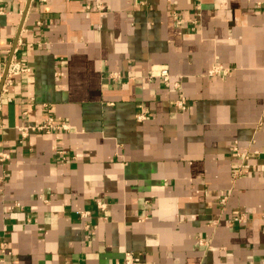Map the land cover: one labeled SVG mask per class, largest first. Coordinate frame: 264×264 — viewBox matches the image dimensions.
I'll use <instances>...</instances> for the list:
<instances>
[{
	"label": "crops",
	"instance_id": "obj_1",
	"mask_svg": "<svg viewBox=\"0 0 264 264\" xmlns=\"http://www.w3.org/2000/svg\"><path fill=\"white\" fill-rule=\"evenodd\" d=\"M92 3L0 0V264H264V0Z\"/></svg>",
	"mask_w": 264,
	"mask_h": 264
},
{
	"label": "built area",
	"instance_id": "obj_2",
	"mask_svg": "<svg viewBox=\"0 0 264 264\" xmlns=\"http://www.w3.org/2000/svg\"><path fill=\"white\" fill-rule=\"evenodd\" d=\"M88 1H93L94 3L88 4L87 6L91 8L92 6L97 7L98 9H103L105 0H88ZM181 21V20H180ZM16 51V48H14L13 54L11 55L10 59L7 62V65L4 70L0 71V93L7 91L9 87L14 83L15 77L18 74H21L23 72H29L30 71V66L27 64V62L20 60L14 53ZM218 66H215L212 70L211 73H216L218 70ZM159 74L163 76L164 80L168 83L171 78V73L170 70L167 66H164L160 68ZM151 75H156L154 72L151 73ZM175 85H178L176 83ZM176 105L187 108L188 107V101L186 96H181L179 100L176 101ZM140 117V116H139ZM143 117V115H141ZM69 128L67 124L65 123H57L55 118H48L44 123H39V124H33V126L28 125L22 128V133L24 135L28 134L30 130H39V131H47L51 132L54 128ZM64 153V151H61ZM4 157V154L1 155ZM105 206V204H103ZM90 214L89 211H82L81 216L82 217H87ZM237 221H242L244 219L243 215L236 216L234 218ZM124 264H142L141 260L138 255L132 250L126 251L125 252V261Z\"/></svg>",
	"mask_w": 264,
	"mask_h": 264
}]
</instances>
